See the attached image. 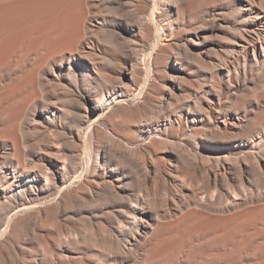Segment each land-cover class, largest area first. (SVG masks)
Listing matches in <instances>:
<instances>
[{"label":"bare ground","instance_id":"1","mask_svg":"<svg viewBox=\"0 0 264 264\" xmlns=\"http://www.w3.org/2000/svg\"><path fill=\"white\" fill-rule=\"evenodd\" d=\"M0 264H264V0H0Z\"/></svg>","mask_w":264,"mask_h":264}]
</instances>
